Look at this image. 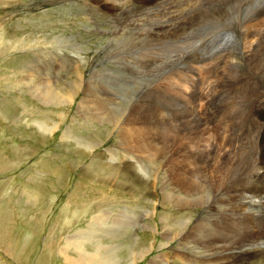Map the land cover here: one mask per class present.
I'll return each instance as SVG.
<instances>
[{
    "label": "rangeland",
    "instance_id": "obj_1",
    "mask_svg": "<svg viewBox=\"0 0 264 264\" xmlns=\"http://www.w3.org/2000/svg\"><path fill=\"white\" fill-rule=\"evenodd\" d=\"M71 1L75 5H58L60 0H0V264H74L80 253L69 245L71 241L79 242L89 256H102L108 264H264V198H254L257 206H248L255 210H246L253 214V226L205 218L203 227L185 240L196 219L205 217L203 208L189 201L191 194L185 195L170 180L188 160L167 162L164 150L155 171L146 168L141 172L120 143L124 140L121 124L144 111L136 105L140 101L159 105L156 98L167 102L169 97L168 111L161 115L174 121V128L163 132L170 130L169 136L175 137L172 134L183 128L190 131L195 118L184 115L183 97L172 100V89L183 83L178 74L193 66L192 58H209L208 64L213 61L216 66L209 65L208 72L203 68V80L196 86L200 91L212 88L211 118L222 114L219 120L236 138L235 145L226 146L211 159L210 163L221 167L214 175L227 180L225 167H242L241 161L253 155L249 143L255 142L259 132L257 174L230 187L242 183L248 193L264 196V0H167V8L158 6L160 0ZM116 19L124 24L122 33L117 31ZM222 33L233 38L226 47L213 50ZM132 35L144 44H134ZM188 41L196 48L181 49L180 60L155 56L157 50H173ZM59 42L64 55L80 53L78 60L82 63V58L83 63L79 68L70 62L56 67L59 63L49 59ZM122 42L130 50L125 52ZM153 50L156 60L150 58ZM45 55L47 70L43 71L39 57ZM30 61L38 66H26ZM21 66L34 77L18 84L23 75L15 68ZM175 77L179 84L173 81ZM43 78L53 83H44ZM39 81V93L56 88L62 101L73 95V102L41 103L27 89ZM158 83L168 97L162 90L154 94L152 85ZM84 95L88 101L100 96L113 99L114 118L102 106L94 111V106L79 105ZM198 106L201 111L204 103ZM151 112L145 111L138 119ZM116 118L118 125L112 124ZM34 121L58 128L43 132ZM206 126V136L211 137L212 125L202 123L200 129ZM160 134L150 142L162 139ZM191 166L192 162L183 173ZM178 176L177 181L183 175ZM177 192L189 202L168 199V194ZM204 192L211 191L206 187ZM99 214L107 218L106 224L91 233L86 227ZM115 217H119L117 222ZM87 263L91 264H83Z\"/></svg>",
    "mask_w": 264,
    "mask_h": 264
},
{
    "label": "bare ground",
    "instance_id": "obj_2",
    "mask_svg": "<svg viewBox=\"0 0 264 264\" xmlns=\"http://www.w3.org/2000/svg\"><path fill=\"white\" fill-rule=\"evenodd\" d=\"M169 2L167 0H160L158 6L163 7V8H167L169 6ZM123 4H124L123 2H119L120 6ZM114 22L118 25L117 31L122 33L124 31L123 22H121L119 19L114 20ZM133 24H135V23L133 22ZM138 35L137 36L132 35L133 37L131 40L135 39L134 44H138V45L144 44L138 38ZM182 36H183V34H182ZM123 37L125 38L126 36H123ZM153 41H157V40H153ZM120 44H123V50H125V52H126V50H130V46L128 43L122 42ZM147 44H150V42L148 41ZM115 47H117V46L113 47L114 50L116 49ZM192 47L196 48V46H193L192 43L188 41L185 43H181L178 47H176L173 50L168 49V50H163L161 52L157 50L155 52V56L160 57V59L166 58V60H169V61H174L173 60L174 58H175V60H180V58H178V57H180L178 55L179 51L181 49L183 50L185 48H192ZM255 47L256 46H254L253 51L255 53L259 54L260 52L258 50H256ZM260 48H262L261 45L259 46V50H260ZM191 50H193V49H191ZM262 50H264V48ZM111 52H113V51H111ZM195 52L192 53V55H193L192 57H194ZM153 54H154V50L152 51L150 58H151V60H156V58H154ZM79 56H80V53H76L75 56H72V58L69 57V58H66L65 60H70V61H73L74 63H78L79 65H81V63L78 60ZM146 56H147V54H146ZM262 56H264V53ZM184 57H186V56H184ZM208 60H209V58H205L203 56H199V57L196 56V57L192 58L193 66H188V69H184L183 72L181 71L178 74L184 78L183 83H181V85L178 83V81L176 80V78H178V77H175L173 79V81L176 84H179V86L174 87L172 89V92H173L172 100L176 102V101L181 100V97H183V100H181V101L184 103V110H183L184 115L191 117V118H193V117L195 118V120L193 122L194 127L190 128V131H186L185 128H183V130H181L180 132L172 134L175 137L169 136L170 130L163 132L164 130L171 129L173 127L174 121L171 119L166 120L165 117L163 115H161L162 111H168L169 106H168L167 102L169 101V97H168V93H167L166 88H162L160 83L152 85L153 86V92L155 94L156 91L160 92V90H162L163 95L165 94L166 97H168L167 102H164V101L160 102L158 98H156L158 101L157 100H155V101L159 105H151V104L149 105V104H145L144 103L145 101L144 102L140 101L136 106L140 110H144L143 112H141L142 114L145 111H151L152 110V112L142 120L138 119L139 117H141V115H142L141 114L139 117L131 118V120L129 118H126L125 122H123L121 124V126H122L121 129L123 130L122 136H123L124 140L123 141L120 140V143L125 147V149L124 150L122 149V150L126 153L127 158L131 162L133 159V163H135L137 165L136 167H137L138 171L143 172L146 170V168L154 170V167H159V164L161 162H158V160L162 158V156H163L162 154H164V150L166 153H168L167 162L172 161L171 160L172 158L175 159L179 164L183 159L188 160V162L186 161L187 163H185L186 165H184L181 168V170H180V166L183 165V163L178 167L179 169L177 170V172H175L173 175L170 176V177H172L170 180L185 195L187 193L191 194L190 195L191 199H189V201H191L193 203H198L197 205H199L203 208L202 214L205 215V217H201L199 219H196V223H195L192 231L188 233V236H186V237L184 236L185 240L191 238V236L193 235V232L198 230V228L203 227V222H204L205 218L211 219L214 217H219V218L227 221L228 224L231 223L233 225H237V223H238V225H242V224H239L242 221L241 223H243V225L246 224V225H249V227L251 225L253 226V221H252L253 214L247 213L246 210L247 209L255 210L252 207L248 206V205L257 206V205H255L254 198H256V199L264 198V196H260V195L254 196V195L248 193L247 192L248 189H247L246 185L242 184V183H239L235 189L230 187L232 185L237 184L238 182H242L243 180L249 181L250 176L257 174V168H258L257 167V161H258L257 157L259 155L257 153V142L256 141L258 139L259 132L257 133L255 142L251 141L249 143V150H250V148L252 149L251 151H252L253 155L251 156V154H250L248 160H242L241 161L242 167L236 166L234 168L233 165L225 167L226 171H228L227 175L229 176V178L227 177V180L223 177L224 175L223 176L214 175V174H218L221 167H217L218 166L217 162L210 163L211 159L216 158L215 156L218 155L220 152L222 153L223 148H225L226 146H230L231 144L235 145L236 138L233 137V135L230 133V131H228V125H226V123H223L221 120H219L221 118H224L222 114H220L217 118H211L210 112L212 109L210 108L209 99H210L212 88L210 90H207V91H205V90L200 91V88H198V86H196V84L199 83L197 81L203 80V78H202L203 68H207V72H208L209 65L211 67L216 66V65L212 64L213 61H211L208 64ZM217 62H216V64H217ZM218 64H220V63H218ZM261 64H263V59H262ZM215 71H217V70H215ZM173 76H177V75H173ZM223 80H222V84H223ZM179 82H181V81H179ZM19 83H21V82H19V80H18V84ZM26 86H27V84H26ZM154 87H155V89H154ZM37 88H38V86H29L28 85L27 89L32 95H34L41 103H43L45 105L73 102V101H71V100H73L72 99L73 95H72L70 100H67V101L63 100L62 101V96L60 95V93H57L56 91H54L56 88L54 90L53 89L43 90L41 93H39L37 91ZM43 89H45V87H43ZM101 89H102V91H104L103 88H101ZM182 89H184V91L186 93H184V92L182 93V91H183ZM89 91H91V90H89ZM105 91H106V89H105ZM160 94H162V93L160 92ZM87 96H88V94H87ZM87 96L84 95V98H82L80 100L79 105H81L82 103L83 104L86 103L90 107L94 106L95 107L94 111L101 109V106H102V109L104 111H106V112L110 111V113L112 115L114 114L113 116H111V119L114 118V116L116 114L114 113L113 110H114V107H116V103H114L113 99L105 98V100H104V97L102 98L100 96L97 100L92 99V100L88 101L86 99ZM156 96H158V95H156ZM101 102H102V104H101ZM198 102L204 103V106L201 108V111H199L200 106H198ZM90 110H92V109H90ZM222 111L226 113V110H222ZM106 112H104V113H106ZM104 113H101V114H104ZM168 115H170V114H168ZM95 116H96V114H95ZM94 117H93V119H94ZM118 119L117 118L114 119L112 124L118 125V122H119ZM122 119H123V117H122ZM96 120H99V118L97 117ZM224 122H226V121H224ZM202 123H204L208 126L212 125V126H210V128H212L211 129V132H212L211 137L208 136L210 140L206 136V135H208L207 126L204 130L200 129ZM33 124L36 125L38 130H41L43 132H51L52 133L53 131H55L54 129L58 128L57 124H54L53 128H50L42 121H34ZM220 124L223 125V127H224L223 129H220V127H219ZM114 127L116 128L117 126H114ZM213 128H215V130H213ZM186 129H187V127H186ZM160 133H162L164 136L162 139H159V140L157 139V141L150 142L149 139L158 136ZM120 135H121V131L119 132V138H120ZM63 136H64V138L68 137V129H67V132ZM166 137H169V138L166 139ZM174 139H176V140H174ZM185 139L190 140V142L188 144L184 143ZM237 143H238V141H237ZM193 146H195L194 149H193ZM239 148H241V147H239ZM237 151L238 150H236V152ZM190 162H192V166L188 170V172L186 174H184L182 170L185 168L187 169V166H189ZM218 162H220L222 165L224 164L221 161H218ZM143 163H146L148 166H144ZM212 166H213V169H212ZM215 166H216V169H214ZM136 167L132 166V169L135 168V170L137 171ZM252 168H254V169L250 170ZM204 170L207 171V173L205 175H204ZM180 173H182L183 176L177 181V178L179 177L178 175ZM190 175L192 177H189ZM206 187H209V189L211 191L210 193L204 192V188H206ZM236 189H238V190H236ZM246 193H247V195H246ZM168 196H169L168 199H172V201L175 203L180 204V202H183V204H185V203L189 202L188 200L182 199L179 192H177L176 195L168 194ZM208 199L210 201L206 206V202ZM259 203H261V202H259ZM98 211H100V210H98ZM118 218L119 217H115L114 222H117L119 220ZM106 221H107V218L103 217L101 214H99V216H96V217L93 216L89 226L86 227V229L89 232L94 233V231H95L94 227H96L98 229L99 228L102 229L101 226L105 225ZM114 225H116V223H114ZM236 228H237V226H236ZM80 231H78V232H80ZM233 231H234V229H233ZM195 237L200 238L199 236H195ZM184 239H183V241H184ZM69 245L73 249L78 250L80 253V255H77V257H79L78 259L73 258L76 260V262H74V264H83L84 262H90L91 264H94L92 262H97V264H108L107 262H105V260L103 259L102 256L97 255V256L92 257V256H89L87 252L85 253L84 251H82L81 250V244L79 242L71 241L69 243ZM100 248L103 249L105 247H100ZM68 258H69V261L71 263H73V261L71 259L72 257L71 258L68 257ZM239 263L240 262H238L237 264H239Z\"/></svg>",
    "mask_w": 264,
    "mask_h": 264
},
{
    "label": "crops",
    "instance_id": "obj_3",
    "mask_svg": "<svg viewBox=\"0 0 264 264\" xmlns=\"http://www.w3.org/2000/svg\"><path fill=\"white\" fill-rule=\"evenodd\" d=\"M60 254H62L63 255V257H64V252H63V250L61 249V253Z\"/></svg>",
    "mask_w": 264,
    "mask_h": 264
}]
</instances>
